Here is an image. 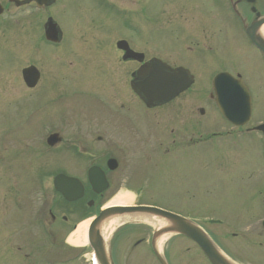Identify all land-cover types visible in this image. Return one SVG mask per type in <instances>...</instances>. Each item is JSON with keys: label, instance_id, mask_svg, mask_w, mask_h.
Wrapping results in <instances>:
<instances>
[{"label": "rangeland", "instance_id": "374dc122", "mask_svg": "<svg viewBox=\"0 0 264 264\" xmlns=\"http://www.w3.org/2000/svg\"><path fill=\"white\" fill-rule=\"evenodd\" d=\"M63 4H67L66 0ZM89 7L87 4L85 14L97 21L96 16L101 17L99 8L87 12ZM52 15L64 33V40L57 46L42 42L45 12L23 9L11 20H7L5 16L2 18L7 21L9 27L0 26V224L7 217V222L14 221L11 217L15 215L12 205L15 195L23 201L24 210V240L21 244L23 249H19L17 244L14 252L9 248V241H6V249L5 245L0 243V264H92V253L88 248H75L67 244V223L59 224L60 234L56 237L59 241L63 239V243L53 244L55 238H46L42 226V229H36L37 226L34 230L30 229L29 221H33L31 216H36L35 219L41 221L42 215L46 214L44 207L52 198H56L50 187L54 175H67V172L74 170L73 166L67 163V136L74 134V126L69 125L67 121H83L80 117L83 105L90 109L93 106L90 95H96L105 85L102 78L95 76L92 87L89 86L92 77L88 70L85 71L82 67L86 64L82 61L86 58L95 62L100 55L112 56L110 41L113 38L111 34L103 33L101 38L100 34L95 36L93 31L96 29H88L91 24H88L87 16L83 22L87 29L85 31L83 27V30H80V26L77 29L70 27L73 17L67 13V9L55 8ZM90 39H93L94 43L90 44ZM215 40L216 54L211 58V64L205 62L206 64L201 66L191 65L187 64L186 57L179 58L185 62L182 65L194 73V83L185 94L166 106L145 113L130 96L129 80H112L111 85L107 87L109 91L99 94L104 97L106 93L107 96L111 95L110 101L106 99L107 108L104 107L103 113L104 121H111L108 122L113 128L111 134L115 131L113 135L120 141L125 140L123 138L126 136V141L139 139L143 142L141 150L149 153L154 146L151 142L160 141L165 136L166 139L169 138L173 134L171 130L181 124L173 118V106L185 109L187 105L194 103L197 108L193 112L192 121L196 122L194 124L204 139L210 135L209 126H213L215 120L219 119L209 94L212 71L220 69L239 73L247 90L255 94L254 98L257 100L259 93L255 87L257 80H264V61L260 59V62L251 49L247 50L235 42L238 38H234L233 33L229 31L218 35ZM166 44L169 48H177L173 41H167ZM180 54L184 56L185 52L181 51ZM68 61L71 64H68ZM29 66L35 67L41 74L39 83L34 88H27L21 78L22 69ZM122 104L126 106L123 109L120 107ZM198 108L200 111L197 113ZM117 110L122 112L118 111L117 114ZM94 114L92 116L97 118ZM123 114L124 118L121 117ZM252 119H264V104L259 106V102H256ZM123 121L128 127L132 126L133 130L128 135L121 133L125 131L122 127ZM98 123V120L91 121L87 134L95 137L98 134ZM52 133H58L61 140L52 148H48L45 141ZM191 136V130H186L182 154L178 158L171 156L160 160L141 159L137 156V159L121 162L125 165L126 173L131 174L129 182L132 183V191L137 189V195L139 194L135 202L156 206L195 223L206 220L213 206L234 208L243 198L249 197V192L241 196L240 189L243 184L239 166L231 171L215 170V163L209 153L213 151L211 144L204 142L194 146L189 143ZM98 145H93L94 149L98 148ZM241 148L243 147L238 146L229 149L228 145V148L224 147L222 150L232 153L231 155L235 152H250L245 150L247 148ZM111 190L110 188L103 193V199L98 202L99 206H104L116 196ZM133 192L124 190L120 193H129L133 198ZM56 215L59 223H63L60 219L62 214L57 212ZM71 220L72 223L76 221L74 218ZM44 224L46 227L49 220ZM9 229L14 235V222L9 223ZM154 231L152 225L138 221L115 228L107 244L112 262L160 264L143 243L148 234ZM2 236L0 233V241L4 238ZM140 242L141 244L137 245ZM12 246L14 248V243ZM81 250H84V257H78ZM160 253L163 257L168 254V264H200L193 245L180 236H168ZM67 254L70 262L67 261Z\"/></svg>", "mask_w": 264, "mask_h": 264}, {"label": "flooded vegetation", "instance_id": "af4514ba", "mask_svg": "<svg viewBox=\"0 0 264 264\" xmlns=\"http://www.w3.org/2000/svg\"><path fill=\"white\" fill-rule=\"evenodd\" d=\"M129 1L66 0L67 4L64 5V0H53L44 6L38 7L30 0H0V26L3 27L7 25V21L2 19L4 16L7 20H11L18 15L19 11L22 12L23 9L45 12L46 17L42 24V42L51 46H57L64 40V33L52 15L53 9L58 7L61 10L67 9V13L73 17L70 27L77 29L80 26V30H83V27L87 31L85 23H83L87 16L88 24H91V27L88 29H96L95 31L92 30L95 36L100 34L99 38H101L103 33L111 34L113 38L110 41L112 56L100 55L95 62L92 59L86 60V58L82 61L86 63L82 67L85 71L88 70V73L92 77V82L89 86L92 87L95 76L102 78L105 85L99 92L97 91L96 95H90V100L93 102V106L90 109L87 108V105H83L80 116L83 118V121H67L69 125L74 126V134L67 136V163H70L74 170L67 172L65 176L75 179L74 185L67 186V189L72 191V193L80 191L81 196L74 201L63 200L61 195L53 190L52 178L50 187L58 200L52 198L50 203L44 207L46 214L42 215L41 221H38L39 219L36 220V216H31L33 221H29L30 229L34 230L35 226H37L36 229H42L43 227L46 238H55L53 244L63 243V239L61 241L56 239L60 234L59 229L61 227L59 228V224L67 223L68 239L69 235L78 226V223L86 219L87 216L97 214L101 207L98 205V202L103 199L104 192L101 194L93 192L94 188L88 179V172L91 168L98 169L103 174L107 182V189L105 191L111 188L114 195L124 190L133 192L132 183L129 182L131 174L128 175L126 173L127 170L121 160H133L137 159V156L141 159L159 158L160 160H165L166 157L171 158V156L178 158L182 154L184 133L186 130H191L192 136L189 139V143L194 146H198V144L204 142L211 144L213 151L209 153L212 155V160L215 163L213 164L215 170L223 172L227 170L231 171L232 169H237L239 166L238 170L241 175H238H240L243 184L240 189V191L242 190L241 196L243 197L246 192H249V197L243 198L234 208L228 209V206H213L210 216L202 222H196L197 226H200L199 228L230 264H264V119L257 121L252 119L256 102H259V106L260 104H264V80H257L256 82L255 88L259 93L257 100L254 98L255 94L247 90L251 105L250 118L240 124H234L224 119L218 110L214 79L220 74H227L241 81V76L239 73L221 69L212 71L213 77L209 97L212 100L219 119L215 120L213 126H209L208 129L211 130L210 135H207L203 139L199 128L194 124L196 122L192 121L194 119L193 112L197 108L194 106V103H190L185 109L175 105L173 106L175 107V116L173 118L180 121L181 124L176 129L171 130L173 134L169 138L166 139L165 136L160 141L151 142L154 146L150 149L149 153L141 150L143 142L139 139L126 141V136L123 138L125 140L120 138L122 140L120 141L119 138H115L113 135L115 131L111 134L113 128L108 124L111 121L106 122L103 118L104 107L106 106L107 108L106 99L110 101L111 95L107 96L108 93L105 94V97L99 95L104 91H109L107 87L111 85L112 80L123 78L129 80L130 96L138 106L143 108L145 113L171 104L190 88L170 102L149 109L145 107L142 99L131 88V81L142 78L137 75V72L142 69H149L152 65L160 66L162 64L168 66L170 69L182 68L194 80V73L189 68L183 66L182 64L185 62H182L179 58L186 57L187 64L191 65L201 66L206 63L211 64L210 62L213 61L211 58L216 54L214 52L217 47L215 39L218 35H222V33L227 31L233 33L234 38H238V41L235 42L241 47L247 50L251 49L259 60L262 59L264 61V50L256 48L249 41L246 34L247 30L264 18V0ZM87 4L90 5L87 8V12H93L96 8H99L101 17L96 16L97 21H95V18L85 14ZM49 19L57 26L58 43H49L44 39V26ZM111 20H113L112 24ZM7 26L9 27V24ZM100 29H103V31L101 32ZM259 30H263L264 32V24L258 27L257 31ZM120 35L123 37H120ZM167 41L175 42L177 48H169V45L166 44ZM89 43H94L93 39H90ZM90 44L88 46H91ZM233 44L234 42H232ZM181 51L185 52L184 56H181ZM67 63L71 64L69 61ZM175 63H181V65H173ZM40 77L41 74L39 73V80ZM242 84L244 85L243 82ZM245 88L248 89L247 86ZM120 107L123 109L126 106L122 104ZM118 111L121 110H117L115 113L119 114ZM196 111L198 113L200 109L198 108ZM93 114L97 115V118H94ZM124 116L125 114L121 115L122 118ZM95 120H98L99 123L96 129L98 134L94 137L87 134V128H91L90 122ZM122 125L125 131L120 132L124 135H128L133 130L132 126L128 127L129 125L125 121H123ZM97 144H99L98 148L95 149H100V151H95L94 149L93 145ZM228 145L229 149L239 146L247 148L245 150H250V152L243 151L238 154L235 152L231 155L232 153L222 150L224 147L228 148ZM243 148L241 149L243 150ZM232 166H235V168ZM111 175H113L112 179ZM135 192H133L134 201L132 206L150 205L135 202L139 195H137V189ZM15 196L16 198L12 203L15 215L11 217L14 220L11 222L15 223L16 232L13 235V231H10L9 223L11 222H7V216L0 224V233L4 236L0 243L1 245H5L4 248L6 249V241H9V248L14 252L17 244L19 249H23V245L21 247V244L24 240L23 201L18 199V195ZM56 211L62 214L60 219L63 223H59ZM72 218L76 219L74 223H72ZM48 220L49 224L44 227V223ZM43 230L41 234H43ZM151 237L152 233H149L148 238L143 243L148 246V249L152 253ZM180 237L193 245L200 264H211L195 243L184 236ZM4 239L5 242H3ZM13 243L14 248L12 246ZM140 244L141 242L137 245ZM82 251L84 250H81L78 257L84 255ZM68 257L67 254V261ZM164 257H166L168 262L170 259L168 254Z\"/></svg>", "mask_w": 264, "mask_h": 264}, {"label": "water", "instance_id": "95a60500", "mask_svg": "<svg viewBox=\"0 0 264 264\" xmlns=\"http://www.w3.org/2000/svg\"><path fill=\"white\" fill-rule=\"evenodd\" d=\"M34 1L37 5H46L53 0H30ZM264 24L262 18L248 31V36L252 44L264 50V40L258 35V27ZM58 29L56 24L49 19L45 24V38L48 41L56 42L58 39ZM22 79L28 88H33L39 78V73L35 67L30 66L21 71ZM141 79H135L131 82V88L142 99L146 107L152 108L158 105L165 104L178 96L180 93L187 90L193 83L192 77L189 73L182 69H170L166 65H152L151 68L142 69L137 72ZM215 94L217 98L218 108L223 117L234 123L240 124L249 119L250 116V101L249 94L241 81L234 79L229 75H219L215 79ZM60 139L57 134L49 136L47 144L50 146L55 145ZM89 181L95 192L100 194L107 188V183L103 174L96 169L93 173L89 172ZM75 180L66 178L63 175L57 176L53 185L54 188L60 192L67 200H75L81 196L72 194V191L67 189V185H74ZM72 194V195H70ZM148 216L164 220L168 223V227L155 231L152 248L157 256L160 264H166L161 255L155 249V240L164 234H179L183 235L194 241L203 251L211 264H230L215 248L207 236L192 222L174 215L172 213L163 211L158 208L148 206L138 207H109L101 210L99 214L89 224L86 231V241L93 249L96 259L100 264H113L111 256L105 253L103 241L100 237L98 226L101 222L108 218L119 216Z\"/></svg>", "mask_w": 264, "mask_h": 264}, {"label": "bare ground", "instance_id": "6f19581e", "mask_svg": "<svg viewBox=\"0 0 264 264\" xmlns=\"http://www.w3.org/2000/svg\"><path fill=\"white\" fill-rule=\"evenodd\" d=\"M258 35L264 39V32L263 30L258 31ZM133 205V198L129 193H119L116 196H114L109 202H107L103 209H107L109 207H126ZM90 220H87L85 222H81L78 224L77 228L69 235L67 239V243L75 248H82L86 245V231L87 226ZM142 222L150 224L154 227L156 231L162 229L163 227H168V223L164 220L157 219L154 217H148V216H119V217H112L104 220L101 222L98 226V230L100 233V237L103 241L105 253H107V244L108 241L114 231L115 228L121 226L122 224L129 223V222ZM169 236V234H164L160 237H158L155 240V249L158 253H160L161 247L166 240V238ZM108 258V253H107ZM94 264H99L97 261H94Z\"/></svg>", "mask_w": 264, "mask_h": 264}]
</instances>
